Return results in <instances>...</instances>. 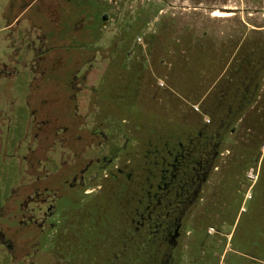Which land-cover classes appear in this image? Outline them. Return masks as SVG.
Returning a JSON list of instances; mask_svg holds the SVG:
<instances>
[{"label":"rangeland","instance_id":"rangeland-1","mask_svg":"<svg viewBox=\"0 0 264 264\" xmlns=\"http://www.w3.org/2000/svg\"><path fill=\"white\" fill-rule=\"evenodd\" d=\"M19 1L0 0V64L21 58L24 46L15 35L24 26V18L19 24L6 26L18 14ZM11 2L16 5L9 8ZM54 5L60 17L57 26L48 20L43 29L46 46L51 54V48L60 45L58 50L66 55L67 66L57 72L50 70L44 85L49 90L53 79L67 78L72 64L68 58L92 57L93 48L104 43V56L118 64L109 65L105 73L97 99L102 105L100 116L110 139L107 148L114 147L116 141L121 143L116 137L120 130L138 127L137 136L128 138L127 152L133 139L139 140L137 150L141 151L146 146L143 141L150 140L160 148L162 142L192 133L201 116L208 119L198 108L233 54L264 39V0H39L24 15L42 8L49 17ZM81 16L84 22L73 29L72 24ZM21 69L20 62L15 71L19 74ZM4 73L0 66V75ZM21 90L7 86L0 78V134L5 133L8 115L15 122L12 135H3L0 148V200L23 179L17 157L26 149L22 132L31 121ZM263 120L264 75L255 103L223 140L217 170L204 189V201L216 204L211 209L207 204L213 217L192 218L187 224L190 233L184 243L196 259L193 264H253L252 256L262 258L255 264H264L262 170L260 162L242 164L253 154L249 150L253 143L264 138ZM260 150L262 154L264 146ZM145 162L141 152L137 154L136 165ZM125 186L107 185L91 194L83 193V188H62L56 215L49 220L53 226L43 234L25 231L27 261L23 263L28 264L29 259L32 264H129L135 247L148 244V239L146 227L139 228L141 237L130 236L134 225H140L136 224L139 218L131 210L134 200ZM8 224L9 233L18 230L15 219L10 218ZM208 225L218 228L216 237L207 239V244L215 242L213 250L202 247L203 230ZM150 250L140 249V253ZM184 253L182 264L192 259ZM10 264L20 263L11 259Z\"/></svg>","mask_w":264,"mask_h":264},{"label":"flooded vegetation","instance_id":"flooded-vegetation-1","mask_svg":"<svg viewBox=\"0 0 264 264\" xmlns=\"http://www.w3.org/2000/svg\"><path fill=\"white\" fill-rule=\"evenodd\" d=\"M38 1L20 0L17 4L20 10L6 26L19 24L24 18V26L15 35L24 46L21 58L0 64L5 72L0 75L4 83L22 89L24 108L31 121V126L22 132L26 149L17 157L23 179L0 200V264H10L11 259L20 264L27 261L24 248L28 235L25 231L43 234L53 226L49 220L56 215V202L62 188H83V193L91 194L105 189L107 185L115 188L124 184L130 199L134 200L131 210L139 218L136 224L140 225H134L135 231L130 236L141 237L139 228L146 227L147 239L156 248L151 250V254L159 256L158 264H182L186 251H189L187 259H192L185 264H193L196 259L184 243L190 233L187 224L192 218L213 217L209 208L216 206L204 201L203 196L222 154L216 125L212 126L210 133L207 126L209 119H202L195 124L192 133L162 142L160 148L148 140L143 141L142 145L146 146L138 151L140 142L133 139L129 145L131 150L127 152L124 149L128 138L138 134L137 126H128L125 131L117 133L121 143L116 141L114 147L107 148L110 139L100 116L102 105L97 99L101 95L107 68L113 60L104 56L106 46L100 42L93 48L92 57L68 58L72 64L68 66L67 78L53 79L48 90L44 79L50 70L57 72L67 66L64 62L66 55L59 52L60 45L57 48L53 46L51 54L46 46L43 29L47 27L48 20L52 26H57L60 17L55 5L49 17L42 8L24 15ZM14 5L11 2L9 8ZM82 22L83 16L72 24V28L76 29ZM11 46L14 48L13 44ZM19 60L22 69L18 74L15 66L20 63ZM108 60L111 62L108 63ZM117 64L114 62L112 66ZM11 117H6L5 133L0 134V148L3 146V135L5 138L12 135L11 128L15 122H11ZM15 150H12L14 155ZM140 152L146 161L143 166L136 165V156ZM10 218L15 219L18 225L13 234L9 233ZM213 228L208 225L203 230L205 246L202 247L205 249L216 247L214 241L207 244V239L218 234V228ZM260 246L262 249V239ZM195 255L199 256L196 252ZM250 259L253 264L262 260L253 256ZM28 262L32 264L29 259ZM153 262L154 259L150 264H155Z\"/></svg>","mask_w":264,"mask_h":264},{"label":"trees","instance_id":"trees-1","mask_svg":"<svg viewBox=\"0 0 264 264\" xmlns=\"http://www.w3.org/2000/svg\"><path fill=\"white\" fill-rule=\"evenodd\" d=\"M263 75L264 39L262 43L236 51L231 61L223 69L218 82L214 84L206 98L200 103L199 114L208 117L207 126L210 129H208L210 133L212 126L216 125L221 144L227 133L236 130V123L241 120L243 113L255 103ZM200 120H202V116ZM262 127L264 128V120L262 121ZM253 144H255L254 147L252 149L251 147L249 148L250 153H253V157L251 155L249 158H244L242 164L245 167L248 161H253V165L260 162L259 168L262 170V202L264 203V152L261 154L260 150V147L264 146V138L262 141L257 140ZM262 226L264 227V205H262ZM147 242L148 244L144 242V245L140 243L139 246L135 247L134 251L136 253L135 255L132 254L129 264H150L152 259H154L153 263L158 264L159 256L156 254L153 256L150 250L151 248L152 250L156 248L152 247V245L150 248L152 243L148 240ZM148 247L149 253H140V249L143 251ZM131 248L132 246L128 249L131 250Z\"/></svg>","mask_w":264,"mask_h":264}]
</instances>
